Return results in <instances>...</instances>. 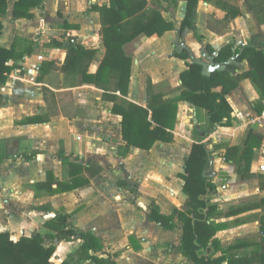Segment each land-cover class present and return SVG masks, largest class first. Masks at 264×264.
Masks as SVG:
<instances>
[{
  "label": "crops",
  "instance_id": "obj_1",
  "mask_svg": "<svg viewBox=\"0 0 264 264\" xmlns=\"http://www.w3.org/2000/svg\"><path fill=\"white\" fill-rule=\"evenodd\" d=\"M147 1L166 21L173 23V29L160 36H139L124 45L125 53L131 57L127 94L114 92L143 107L147 104L148 85L153 92L161 93L163 99L178 96L182 89L180 74L194 59L207 61V46L216 54L221 47L235 43V51L249 44L253 35H264V16L258 13L259 19L249 7L252 0L199 1L195 30L180 29L185 1L180 0L176 9L168 7L164 0ZM106 2L42 0L39 6L30 8L31 19H14V0H9L6 15L0 17V47L9 48L14 41L18 43L17 49H25L28 41L32 46L30 53L15 61L16 66L0 88V230H8L13 240L39 233L45 246L55 248L51 262L59 264L79 245L78 240L66 241L45 226L46 220L54 216V210L61 208L72 214L75 226L100 238L102 249L96 253L98 257L109 258L116 264H192L176 248L182 235V222L176 211L186 199L179 173L183 172L192 144L200 142L201 130L205 129L199 126L198 120L202 107L186 100L178 101L173 139L156 141L148 151L138 149L123 140L121 117L112 113L113 102L104 97L103 90L93 84L73 85L59 68L66 49L53 40L78 43L94 50L88 72H96L106 50L100 33V14L90 7ZM230 7L237 8L239 14L226 19ZM64 22L74 27L64 28ZM235 57L230 58L232 66L227 69L231 76L241 77L237 87L225 95L232 109L231 124L218 126L210 136L212 181L241 182L237 187L242 186L243 191L251 189L250 182H256V193H260L259 175L264 176L261 169L264 166V120L261 119L264 97L243 76L250 68L247 59L237 62ZM46 60H53L56 65L44 73L41 82H36L39 67ZM76 90L85 92L88 104L78 103L74 94L69 101L64 99L67 91ZM35 115L47 120L18 123ZM249 131L258 143L251 160L250 172L254 176L242 180L235 172L236 164L226 160L223 154L236 153ZM214 144L223 146L214 150ZM31 153L34 155L28 157ZM67 162H96L102 169L86 185L36 196L30 185L45 181L47 171L53 173L55 181L70 179ZM118 181L124 182L119 186ZM151 203L163 213L174 215L172 229L149 219ZM45 204L53 210L33 208ZM235 217L215 219L230 223L217 235L237 229L243 234L258 230V221H252L250 211L242 213L239 223L231 221ZM232 224L236 225L232 227Z\"/></svg>",
  "mask_w": 264,
  "mask_h": 264
},
{
  "label": "trees",
  "instance_id": "obj_2",
  "mask_svg": "<svg viewBox=\"0 0 264 264\" xmlns=\"http://www.w3.org/2000/svg\"><path fill=\"white\" fill-rule=\"evenodd\" d=\"M164 1L168 7L176 9L180 0ZM183 1L186 2V10L180 29L195 30L197 5L201 0ZM8 2L9 0H0V17L6 15ZM41 2L42 0H14L13 18L31 19L33 13L30 12V8L39 6ZM248 5L255 10L259 19L261 17L258 13L264 16V0H252ZM90 8L100 14V33L106 50L103 59L96 72H88L94 50L78 43L53 40L54 44L66 49L65 59L59 68L73 85L93 84L103 90L104 97L113 102L112 113L121 117V134L128 145L148 151L156 141L170 142L173 139L172 129L177 103L180 100H186L206 110L208 126L201 130L202 138L213 133L218 126H229L232 109L225 95L237 87V81L241 77V75L231 76L227 69L232 66L229 60L233 55L236 56L237 62L247 59L250 68L243 76L248 77L260 97H264V49L262 48L264 35L260 34L253 35L249 44L240 46V49L235 51H233L235 43L221 47L216 54L213 48L207 46V56L212 57L213 65L217 67L210 74H205L201 64L190 62L188 68L180 74L182 89L176 97L163 99V95L153 92L150 85H148L146 107L119 97L114 92L119 91L125 96L130 78L131 57L125 53L124 45L139 36L153 34L160 36L173 29V23L166 21L158 9L150 7L147 0H108L101 5L92 4ZM230 8L226 11V19L239 14L237 8ZM62 25L64 28L74 27L66 22ZM1 29L0 21V33ZM27 44L25 49H17L16 41L9 48L0 47V88L16 66L15 61L21 59L24 53L32 51L31 42L28 41ZM176 54L181 55L179 52ZM55 65L53 60L43 61L36 82H41L44 73ZM46 120L42 115H35L18 123H41ZM257 144L255 136L249 131L243 145L236 153L223 154L226 160H232L236 164L235 172L239 179L245 180L254 176L250 169L253 149ZM222 146V144H214L213 148L219 150ZM33 155L34 153H31L28 157ZM212 155L213 152L208 148L207 142L200 141L192 144L189 154L185 157L183 172L179 173V177L183 182L181 190L186 195V199L176 211L178 219L182 222V235L176 248L184 258L192 261V264H264V210L258 217V233L238 237L227 247H222L217 237V232L228 227L230 223L227 220L217 221L215 216H235L244 211L263 207L264 197L252 202L241 201L224 212L219 210L216 204L206 198L209 181L204 171ZM67 165L70 174L68 181H55L53 173L47 171L45 181L30 185L35 195H53L81 187L89 183L90 178L102 169L96 162L89 164L67 162ZM83 173L87 176H83ZM123 182L118 181L119 186ZM258 183L260 189H264L263 175H259ZM149 207L148 217L151 221L166 229L174 227L173 214L163 213L155 203H151ZM33 208L53 210L46 204ZM231 221L239 223L240 219L235 217ZM45 226L66 241H79L78 247L70 257L59 264L85 262V264H116L109 258L96 255L102 249L100 238L92 232H85L75 226L72 214L66 213L63 209L54 210V216L46 220ZM54 250V246L44 245V238L39 233L13 240L8 230H0V264H53L51 258Z\"/></svg>",
  "mask_w": 264,
  "mask_h": 264
},
{
  "label": "rangeland",
  "instance_id": "obj_3",
  "mask_svg": "<svg viewBox=\"0 0 264 264\" xmlns=\"http://www.w3.org/2000/svg\"><path fill=\"white\" fill-rule=\"evenodd\" d=\"M235 2L237 3L238 1L235 0ZM74 96V100H76L78 103L81 102V104H88L87 99L85 97V92L83 90H76V91H67L64 99L65 100H70V98ZM84 100V102L82 101ZM198 120H199V126L202 129H206L208 126V121H207V115H206V110L204 108H200L198 111ZM211 134H209L206 138V142L208 145V148H210L211 144H212V138L210 137ZM203 141L204 138H200L198 139V141ZM211 159V158H210ZM213 165H210V160L208 165L205 168L204 174L207 176V179L209 181V192L207 195V199L211 202L217 205V208L221 211H226L229 207H233L236 206L237 204H239L241 201L242 203H246V202H252V201H256L258 200V197H264V192L261 191V189L259 190L260 193H256L257 190V183L255 182H250V190H246L243 191L242 190V186L237 187V185H239L241 182H213L212 181V173L214 172L213 169ZM263 171V170H262ZM264 172V171H263ZM167 180L171 182V178L167 177ZM226 185H230V187H227ZM216 187H218V189H216ZM256 188V189H255ZM255 189V191H254ZM263 207L260 208H256V209H252V210H248V211H244V212H249L251 213V216H253V220L252 221H258V217L260 216V214L263 212ZM242 212V213H244ZM242 213H239L237 215H235L236 217H238L241 221V215ZM224 218L223 215L220 216H215V219L218 218ZM2 219L0 218V221ZM259 224V223H258ZM236 225V224H232V227ZM227 228V227H226ZM225 229V228H224ZM258 233L257 231H250V233L248 234H243L241 233L240 230H236V231H228V232H221L219 235H217L218 239L220 240V243L222 245V247H227L228 245L232 244L235 242L236 238L241 237V236H246L249 234H256ZM218 254V253H217ZM226 264V263H223Z\"/></svg>",
  "mask_w": 264,
  "mask_h": 264
},
{
  "label": "water",
  "instance_id": "obj_4",
  "mask_svg": "<svg viewBox=\"0 0 264 264\" xmlns=\"http://www.w3.org/2000/svg\"><path fill=\"white\" fill-rule=\"evenodd\" d=\"M196 63L201 64L203 66V73L210 74V72L217 67V65H213L212 57L206 56L207 61H203L201 59H194Z\"/></svg>",
  "mask_w": 264,
  "mask_h": 264
},
{
  "label": "built area",
  "instance_id": "obj_5",
  "mask_svg": "<svg viewBox=\"0 0 264 264\" xmlns=\"http://www.w3.org/2000/svg\"><path fill=\"white\" fill-rule=\"evenodd\" d=\"M262 120H264V110L262 112V117H261ZM261 169L264 171V166H261Z\"/></svg>",
  "mask_w": 264,
  "mask_h": 264
}]
</instances>
